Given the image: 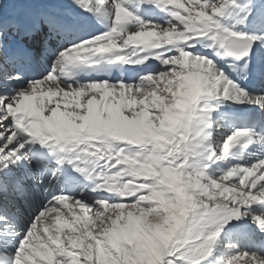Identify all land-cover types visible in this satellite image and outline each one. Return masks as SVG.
Segmentation results:
<instances>
[{"label": "snow or ice", "instance_id": "obj_1", "mask_svg": "<svg viewBox=\"0 0 264 264\" xmlns=\"http://www.w3.org/2000/svg\"><path fill=\"white\" fill-rule=\"evenodd\" d=\"M0 264H264V0H0Z\"/></svg>", "mask_w": 264, "mask_h": 264}, {"label": "rangeland", "instance_id": "obj_2", "mask_svg": "<svg viewBox=\"0 0 264 264\" xmlns=\"http://www.w3.org/2000/svg\"><path fill=\"white\" fill-rule=\"evenodd\" d=\"M226 19H228V18H226ZM225 23H229V22L227 21V22H225ZM196 46H197V47H201L200 44H197ZM250 162H251V161H250Z\"/></svg>", "mask_w": 264, "mask_h": 264}, {"label": "bare ground", "instance_id": "obj_3", "mask_svg": "<svg viewBox=\"0 0 264 264\" xmlns=\"http://www.w3.org/2000/svg\"><path fill=\"white\" fill-rule=\"evenodd\" d=\"M241 123V122H240ZM240 123H239V125H240ZM244 127L246 126V125H243Z\"/></svg>", "mask_w": 264, "mask_h": 264}]
</instances>
